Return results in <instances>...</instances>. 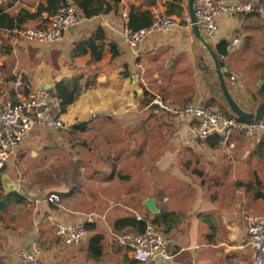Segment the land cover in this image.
<instances>
[{"label": "crops", "instance_id": "0c3cea01", "mask_svg": "<svg viewBox=\"0 0 264 264\" xmlns=\"http://www.w3.org/2000/svg\"><path fill=\"white\" fill-rule=\"evenodd\" d=\"M227 1L241 5L250 0ZM42 2L4 0L13 5L8 10L12 14L21 8L34 12ZM168 3L156 0L150 6L147 0H122L106 15L88 19L81 14V24L52 45L26 42L16 30L10 39L9 32L3 34L1 101L20 100L13 92L14 72L28 85L22 96L53 91L61 81L80 93L63 112L67 129L31 133L16 161L6 168L3 177L17 182L19 190L7 192L0 177V264H19L17 251L33 247L40 248L48 264H139L119 242V236L135 231L114 228L117 220L132 213L152 222L163 217L155 224L173 241L169 260L149 264H254L245 215L264 216V135L238 133L229 144L219 142L212 148L208 140L195 139L193 121L168 117L150 106L156 96L176 108L214 100L215 105H208L223 114L218 104L226 100L205 49L194 37L186 0L183 17L173 15L178 27L150 35L137 53L122 37L132 12L149 10L152 15L159 8L168 14ZM45 17L50 16L44 13L48 20ZM217 21L219 36L215 42L206 40L227 68L224 76L231 94L237 99L255 83L263 93L257 98L264 103V15L223 14ZM33 27L30 23L27 28ZM99 28L106 34L102 58L95 61L91 50L71 57L74 45L94 37ZM234 39L240 42L232 45ZM224 40L229 45L222 60L217 45ZM6 46L12 48L10 54ZM20 47L49 67L9 66L8 57L17 55ZM236 102L252 111L242 99ZM62 159L71 169L52 170ZM31 163L42 169H27ZM51 195L59 201L49 202ZM150 198L159 210L156 215L144 205ZM86 222L95 223L94 235L103 236L99 259L87 251L91 233L78 246L64 245L55 235L59 223Z\"/></svg>", "mask_w": 264, "mask_h": 264}, {"label": "built area", "instance_id": "2783aa9c", "mask_svg": "<svg viewBox=\"0 0 264 264\" xmlns=\"http://www.w3.org/2000/svg\"><path fill=\"white\" fill-rule=\"evenodd\" d=\"M223 14L264 15V3L259 0H250L237 5L227 0H196L195 15L204 37L215 42L220 33L217 18ZM48 23L42 28H25L16 30L18 38L26 42H39L45 45L57 44L63 41L65 34L71 28L79 26L82 15L74 5H63L53 15L45 17ZM191 26V21L188 19ZM178 19L162 12L159 8L152 10V23L149 27L133 30L126 20L122 32L124 42L137 53L140 45L150 35L166 33L178 27ZM234 39L232 45L238 44ZM231 46L228 47L230 50ZM225 55L221 56L224 60ZM3 63L0 59V96L3 93L4 79L2 74ZM13 92L20 96L18 102L0 100V177L6 168L12 165L31 133L38 129L59 132L67 129L62 119L61 101L53 91L46 89L30 91L22 96V91L28 89L22 75L13 73ZM234 80V78H231ZM150 106H157L159 110L172 118H182L193 121L197 128L194 132L196 140L206 142L211 137H218L224 145L230 143L236 134L247 137L264 135V120L246 122L237 118L227 117L208 104L201 102L190 103L184 108L168 106L165 101L156 96ZM49 202H58L56 195L48 198ZM137 221L143 217L132 213ZM247 232L253 248L254 264H264V216L255 217L245 215ZM55 235L60 243L68 246H78L90 235L85 223H59L55 226ZM119 242L129 249L132 258L139 264H149L158 260L171 258L172 239L159 229L152 221H146L144 231L139 233L127 232L119 236ZM19 264H48L38 247L20 249L17 251Z\"/></svg>", "mask_w": 264, "mask_h": 264}, {"label": "trees", "instance_id": "16d2710c", "mask_svg": "<svg viewBox=\"0 0 264 264\" xmlns=\"http://www.w3.org/2000/svg\"><path fill=\"white\" fill-rule=\"evenodd\" d=\"M0 41L3 38V34L5 32H9V39L14 36V30H21L28 27V24L34 23L35 27L42 28L45 27L48 23V20L43 18V14L47 13L49 16H53L61 6L67 5L66 0H43L42 3L36 8L34 12H30L26 9H19L17 14H12L8 10L13 6L11 3L5 5L4 0H0ZM75 5L80 10L81 14L85 18H92L95 16L106 15L111 11L115 10L118 7V4L122 0H72ZM150 6H153L156 0H147ZM168 14L174 15L177 14L179 17H183L185 8L184 5L185 0H168ZM152 23V15L151 11L145 10L142 12L131 13L129 16V26L133 30H139L142 28L149 27ZM106 40V34L103 28H99L96 31L94 37L89 39H84L77 42L72 51L71 57H77L86 54L89 50H91L93 54V58L95 61H99L103 56V46L102 42ZM229 45L228 41H221L217 45V53L219 55H227V46ZM12 48L10 46H6V54H10ZM115 54H117L114 51ZM201 65V64H200ZM204 71L203 67H201ZM54 94L61 101L62 111L65 112L67 108L75 102L77 97L79 96V91L70 89L69 86L65 84V82H57L54 85ZM225 101V100H224ZM208 104H213L214 100L208 102ZM157 107V106H155ZM158 108V107H157ZM219 110L226 116L230 118H237L233 112L229 109L228 105L225 102V105L218 104ZM159 109V108H158ZM84 126V125H81ZM220 139L218 137H211L207 143L212 148H217L219 145ZM260 196V195H258ZM143 221H137L136 218H122L117 220L114 223V228L118 231H123L126 228H130L134 230L136 233L141 234L146 226V219L143 218ZM163 217H159V219L153 220V223L160 224V220ZM86 228L91 233V238L88 246V253L91 257L95 259H99L103 253V236L101 233L94 235V232L98 231V227L95 223L86 222Z\"/></svg>", "mask_w": 264, "mask_h": 264}, {"label": "water", "instance_id": "95a60500", "mask_svg": "<svg viewBox=\"0 0 264 264\" xmlns=\"http://www.w3.org/2000/svg\"><path fill=\"white\" fill-rule=\"evenodd\" d=\"M195 1L196 0H187V8L190 16V21L192 24V30L194 33V37L196 41L205 49L207 57L206 59L211 62L213 74L215 75L217 87L222 93L224 99L227 102L228 107L233 112V114L237 117V119L253 122V121H262L264 120V103H260L258 107L251 112L245 111L240 105L236 102L233 95L230 92L228 84L226 82V78L224 73L227 68L222 67L220 60L213 50L212 46L208 43L204 35L202 34L200 25L198 24L196 15H195ZM68 5H74V2L71 0H67ZM2 185L4 186L7 192L18 191L19 185L15 181H11L8 177L2 176ZM144 205L148 208V210L156 215L159 213L158 208L156 207V203L153 198L147 199L144 202Z\"/></svg>", "mask_w": 264, "mask_h": 264}, {"label": "rangeland", "instance_id": "374dc122", "mask_svg": "<svg viewBox=\"0 0 264 264\" xmlns=\"http://www.w3.org/2000/svg\"><path fill=\"white\" fill-rule=\"evenodd\" d=\"M187 2V0H186ZM18 54L15 55V54H12L10 57H8V65L11 66L13 65L14 63L18 64V67L19 68H29V67H49L47 64V62L44 63V61L40 60V59H37L35 56H31V52L28 51V49H25L23 47H20L18 49ZM33 76L32 75H29V78H32ZM254 85V89H251L249 90L248 88L244 91H243L239 94V97L235 100H240L242 99L243 101H245V103L247 104V101L250 102V104L246 105L243 103L244 107H246L248 110H252L254 111L257 107V105L261 102L262 99L260 98H257L259 96H262L263 97V93L262 92H259V89L256 87V84L253 83ZM264 85V83H263ZM264 87V86H263ZM264 100V99H263ZM220 104L224 105L223 101L220 100L219 102ZM163 116H166L164 115V113L162 114ZM168 116V115H167ZM169 117V116H168ZM62 155V154H61ZM61 155H57V157L59 158H62ZM62 162V164H61ZM61 162H59L58 164L56 163L54 165V167L52 168V170H57V171H60V172H63L65 173L64 171L66 170V168H68L67 166H65L64 164H68L67 160H64L62 159ZM63 168H59L60 166ZM32 166H34V169L36 166L40 167V169H42L41 165H38V164H35V163H31V165H25V167H27V169H31ZM20 169H23L20 167ZM71 168L69 167L68 168V171L70 170ZM28 170V171H29ZM63 170V171H61ZM24 173V172H23ZM42 173H44V171H42ZM66 175H64L63 177H65ZM61 177V176H60ZM142 202V201H141ZM138 205V203H136ZM141 216V215H140ZM142 217V216H141Z\"/></svg>", "mask_w": 264, "mask_h": 264}]
</instances>
